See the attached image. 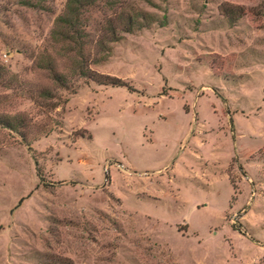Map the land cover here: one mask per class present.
Segmentation results:
<instances>
[{"label": "rangeland", "instance_id": "rangeland-1", "mask_svg": "<svg viewBox=\"0 0 264 264\" xmlns=\"http://www.w3.org/2000/svg\"><path fill=\"white\" fill-rule=\"evenodd\" d=\"M68 1L0 0V264H264V0H97L123 86Z\"/></svg>", "mask_w": 264, "mask_h": 264}, {"label": "trees", "instance_id": "trees-1", "mask_svg": "<svg viewBox=\"0 0 264 264\" xmlns=\"http://www.w3.org/2000/svg\"><path fill=\"white\" fill-rule=\"evenodd\" d=\"M97 0H69L67 3V11L65 15L59 17L57 21V34L56 37L60 36V41H71L75 42L79 48V51L81 53V74L87 75L90 79L95 80L101 84H112V85H118L123 86L125 85V82L119 78H111L107 77L106 80H101L97 78L95 74H88L86 61L84 58V45L85 42L82 41L86 37V32L84 31L83 25L81 23V14L82 11L88 7L89 5H92ZM132 23V19L130 18V24ZM112 36L110 38V41H116L117 33L115 29H112ZM100 42V41H99ZM98 42V43H99ZM105 41H102L99 43V45H104ZM54 73V80L61 83L62 85H65L66 79L62 74H59L56 72L52 66V63L48 66ZM45 95H50L49 91H45Z\"/></svg>", "mask_w": 264, "mask_h": 264}]
</instances>
